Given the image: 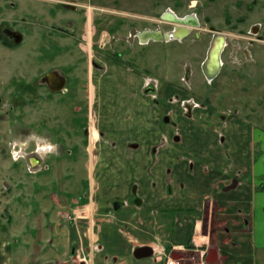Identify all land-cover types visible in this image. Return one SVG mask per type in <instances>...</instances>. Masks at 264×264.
Wrapping results in <instances>:
<instances>
[{
    "label": "rangeland",
    "instance_id": "obj_1",
    "mask_svg": "<svg viewBox=\"0 0 264 264\" xmlns=\"http://www.w3.org/2000/svg\"><path fill=\"white\" fill-rule=\"evenodd\" d=\"M167 12L193 17L198 26H184L193 32L182 40L143 45L144 31H174L176 25L163 20ZM211 28L227 37L223 69L213 83L201 69ZM7 32L21 35L22 42L15 44ZM0 38V233L9 235L17 224L25 231L28 222L19 214L31 212L36 224L33 231L27 226L34 239L27 247L40 264L78 260L79 228L67 217L87 204L89 187L101 183L94 171L110 169L93 159L92 85L105 103L99 108L106 120L122 97L105 94L114 77H94L92 83L91 71H101L99 55L210 109L201 123L237 120L264 136V0H0ZM49 74L66 80L62 91L49 88ZM258 148L251 149L257 154ZM31 158L40 165L34 167ZM80 235L82 240L83 230ZM11 242L13 248L27 245ZM210 262L216 263L214 257Z\"/></svg>",
    "mask_w": 264,
    "mask_h": 264
},
{
    "label": "crops",
    "instance_id": "obj_2",
    "mask_svg": "<svg viewBox=\"0 0 264 264\" xmlns=\"http://www.w3.org/2000/svg\"><path fill=\"white\" fill-rule=\"evenodd\" d=\"M97 58L106 68L91 71L92 83L94 77H114L105 94L122 97L106 120L105 103L92 85L93 159L110 163V169L94 171L101 183L90 186L87 204L67 217L79 228L78 260L57 263L165 264L171 257L208 264L213 251V264H264V136L237 120L201 123L210 109L186 107L194 100L175 88L118 59ZM149 86L154 95L147 94ZM19 215L28 222L25 231L17 224L9 235L0 233V264H40L28 250L34 239L26 233L36 220L31 212ZM11 239L27 245L13 248ZM42 249L47 259L50 253Z\"/></svg>",
    "mask_w": 264,
    "mask_h": 264
},
{
    "label": "water",
    "instance_id": "obj_3",
    "mask_svg": "<svg viewBox=\"0 0 264 264\" xmlns=\"http://www.w3.org/2000/svg\"><path fill=\"white\" fill-rule=\"evenodd\" d=\"M163 20L170 21L171 23H174L176 25L174 28V30H175L174 34L177 35L178 38L175 36L176 38H174V39H177V40L178 39H184L185 37H187L191 33L192 29L184 27V26H198L197 19H192V17H187V18L182 19V18H178V17L172 15L169 12L164 15ZM183 31L185 32V34H182ZM211 31L214 32L215 34H214L213 40L210 44L206 60L202 64V72H203L204 76L206 77V79L209 81L215 80L221 72L222 53H223V50L225 48V41L227 40V37L225 35L218 33V32H215L214 28H211ZM139 35L141 37V40L146 44L150 41H154V42L167 41V42H169V41H171L170 39H172L168 36L169 35L168 33L163 35L160 31H155V32L144 31L143 33H140ZM22 40H23V38L21 35L14 34L15 44H20L22 42ZM211 60L214 62L212 69L210 68L211 66H209V63ZM47 77H57V75L49 74ZM64 87H65V81H59V85L53 91L60 92L64 89ZM214 256H215V253L213 251L211 253H209V256L207 257L206 262L208 264H213L210 262V258H212Z\"/></svg>",
    "mask_w": 264,
    "mask_h": 264
},
{
    "label": "flooded vegetation",
    "instance_id": "obj_4",
    "mask_svg": "<svg viewBox=\"0 0 264 264\" xmlns=\"http://www.w3.org/2000/svg\"><path fill=\"white\" fill-rule=\"evenodd\" d=\"M171 14H173V13H171ZM174 16H176V15H174ZM177 17V16H176ZM8 34V36L10 37V38H14V34H12L11 32H7ZM170 34H171V36H176L177 37V35H175L173 32H170ZM173 34V35H172ZM214 32L212 33V40H213V37H214ZM176 37H174V38H176ZM173 38V40H171V41H175V40H177V39H174ZM178 38V37H177ZM180 40V39H179ZM212 40H211V42H212ZM147 42V41H146ZM211 42H210V44H211ZM226 43L227 42H225V47H227V45H226ZM210 47V46H209ZM209 50V49H208ZM207 57V56H206ZM206 60V59H205ZM222 63H223V60H222ZM222 69H223V67H222ZM222 71V70H221ZM218 78V77H217ZM216 78V79H217ZM215 79V80H216ZM215 80H213L211 83H213ZM46 81H47V85L49 86V88L51 89V90H54L55 88H57V86L59 85V81H65V84H66V80L65 79H63V78H61V77H46ZM146 92L148 93V94H151L152 92H154V87L152 86V87H148L147 89H146ZM189 102V101H188ZM194 102V104L196 105L194 108H199V107H201L200 105H198L195 101H193ZM192 109H193V107H192ZM188 115L190 114L189 113V111H188V113H187ZM34 164H36L35 162H33Z\"/></svg>",
    "mask_w": 264,
    "mask_h": 264
},
{
    "label": "built area",
    "instance_id": "obj_5",
    "mask_svg": "<svg viewBox=\"0 0 264 264\" xmlns=\"http://www.w3.org/2000/svg\"><path fill=\"white\" fill-rule=\"evenodd\" d=\"M150 87H152V86H150ZM165 264H206V263L203 261L199 263V262H197V260L195 258H191L189 260L184 261V260H175V259L170 257L166 260Z\"/></svg>",
    "mask_w": 264,
    "mask_h": 264
},
{
    "label": "bare ground",
    "instance_id": "obj_6",
    "mask_svg": "<svg viewBox=\"0 0 264 264\" xmlns=\"http://www.w3.org/2000/svg\"><path fill=\"white\" fill-rule=\"evenodd\" d=\"M172 15H174V14H172ZM192 19H195V18L192 17ZM173 33H175V30L173 31ZM182 34H185V32L183 31ZM186 34H187V33H186ZM172 35H173V34H172ZM168 36H169L170 38H172V39L175 37V36H171L170 33H169ZM172 39H170V40H172ZM178 40H179V39H178ZM180 40H182V39H180ZM169 42H170V41H169ZM217 42H218V41H217ZM225 42H226V41H225ZM217 44H218V43H217ZM219 46H220V45H219ZM219 46H218V47H219ZM224 49H225V48H224ZM223 52H224V50H223ZM222 55H223V53H222ZM213 65H214V62L211 60L210 63H209V66H211V67H210L211 69H212V66H213ZM222 67H223V63H222ZM221 70H222V68H221ZM220 74H221V72H220ZM220 74H219V75H220ZM218 77H219V76H218Z\"/></svg>",
    "mask_w": 264,
    "mask_h": 264
},
{
    "label": "trees",
    "instance_id": "obj_7",
    "mask_svg": "<svg viewBox=\"0 0 264 264\" xmlns=\"http://www.w3.org/2000/svg\"><path fill=\"white\" fill-rule=\"evenodd\" d=\"M1 39V38H0Z\"/></svg>",
    "mask_w": 264,
    "mask_h": 264
}]
</instances>
